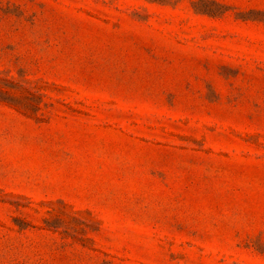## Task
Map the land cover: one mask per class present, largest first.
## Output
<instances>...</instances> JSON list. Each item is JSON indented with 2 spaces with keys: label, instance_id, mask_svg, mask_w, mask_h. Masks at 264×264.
<instances>
[{
  "label": "rangeland",
  "instance_id": "374dc122",
  "mask_svg": "<svg viewBox=\"0 0 264 264\" xmlns=\"http://www.w3.org/2000/svg\"><path fill=\"white\" fill-rule=\"evenodd\" d=\"M0 264H264V0H0Z\"/></svg>",
  "mask_w": 264,
  "mask_h": 264
}]
</instances>
